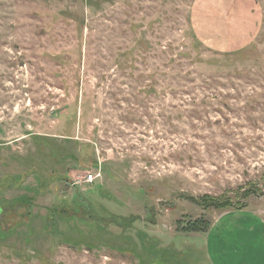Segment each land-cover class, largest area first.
Segmentation results:
<instances>
[{
  "label": "rangeland",
  "instance_id": "374dc122",
  "mask_svg": "<svg viewBox=\"0 0 264 264\" xmlns=\"http://www.w3.org/2000/svg\"><path fill=\"white\" fill-rule=\"evenodd\" d=\"M248 213L264 0H0V264H264Z\"/></svg>",
  "mask_w": 264,
  "mask_h": 264
},
{
  "label": "crops",
  "instance_id": "0c3cea01",
  "mask_svg": "<svg viewBox=\"0 0 264 264\" xmlns=\"http://www.w3.org/2000/svg\"><path fill=\"white\" fill-rule=\"evenodd\" d=\"M246 217L247 222L242 225V228L243 226L247 228L243 229L242 232L250 233L255 241L258 243L260 242V244L257 245L259 249V251H257V256L260 258V261L264 263V244H262L264 243V218L258 217L254 213H248L246 214Z\"/></svg>",
  "mask_w": 264,
  "mask_h": 264
},
{
  "label": "built area",
  "instance_id": "2783aa9c",
  "mask_svg": "<svg viewBox=\"0 0 264 264\" xmlns=\"http://www.w3.org/2000/svg\"><path fill=\"white\" fill-rule=\"evenodd\" d=\"M99 177H101L100 171H91L85 176L84 182L91 183Z\"/></svg>",
  "mask_w": 264,
  "mask_h": 264
},
{
  "label": "trees",
  "instance_id": "16d2710c",
  "mask_svg": "<svg viewBox=\"0 0 264 264\" xmlns=\"http://www.w3.org/2000/svg\"><path fill=\"white\" fill-rule=\"evenodd\" d=\"M223 201H218V203H220L218 206H225L227 205V203H222ZM224 204V205H221ZM199 223L193 222V223H189L187 225V228H185L187 231H195V230H201V228L199 227L200 225H198Z\"/></svg>",
  "mask_w": 264,
  "mask_h": 264
}]
</instances>
